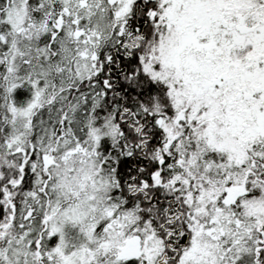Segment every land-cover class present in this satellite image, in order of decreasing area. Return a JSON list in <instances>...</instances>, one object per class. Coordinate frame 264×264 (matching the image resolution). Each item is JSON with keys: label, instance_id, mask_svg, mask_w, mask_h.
<instances>
[{"label": "snow or ice", "instance_id": "snow-or-ice-1", "mask_svg": "<svg viewBox=\"0 0 264 264\" xmlns=\"http://www.w3.org/2000/svg\"><path fill=\"white\" fill-rule=\"evenodd\" d=\"M0 264H264V0H0Z\"/></svg>", "mask_w": 264, "mask_h": 264}]
</instances>
